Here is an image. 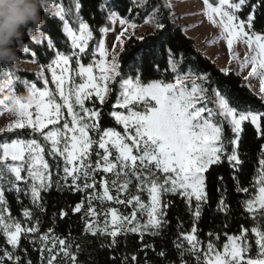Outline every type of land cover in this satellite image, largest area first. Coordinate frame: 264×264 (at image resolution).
Segmentation results:
<instances>
[{
  "label": "snow or ice",
  "instance_id": "6c2138e0",
  "mask_svg": "<svg viewBox=\"0 0 264 264\" xmlns=\"http://www.w3.org/2000/svg\"><path fill=\"white\" fill-rule=\"evenodd\" d=\"M203 7L207 20L220 29L222 38L226 40L229 63L240 61L234 51L237 41L246 45L252 53L240 61L237 70L243 69L246 64L250 65L245 79H259V99L264 101V33L255 30L257 13L264 12V0H203ZM57 8L55 14L63 18L64 8L60 5ZM109 16L115 23L117 14L110 8ZM152 22L158 30H163L162 35L167 32L166 24L162 21L161 6L154 8ZM119 25L123 30L115 36L110 60L104 40L101 39L98 46L90 50L89 41L93 39V32L88 23H82L79 25V34L72 27L66 29L71 39V55L57 52L56 59L48 65L51 79L71 117L70 123L64 121L63 130L57 128L45 136V140L51 141L49 154L54 158H63L62 175L59 163L56 165V187L72 193H84L81 201L71 207V211L81 214L86 233L105 239L110 237L107 247L113 250L118 247L120 241L117 238L121 235L138 233L141 239L145 234L161 236L169 227L167 214L172 205L171 199L163 198L176 196L182 200L192 217L190 232L180 231L182 222L178 221L173 250L181 264H187L186 257H191L195 264H242L244 254L253 247L247 242L246 233L249 231L254 234L259 258H249L246 264H264V145L261 146L259 168L252 184V189H258V194L246 195L238 201L245 216L253 223L251 229L241 228L238 236L225 232L227 242L223 244L222 253L217 251L220 235L210 230L206 248H203L204 259L201 260L203 242L199 239L196 227L205 208L213 211V214L224 215L226 219L232 212L225 198L227 185L223 175L215 177L218 198L215 209H211L205 173L216 172L227 163L234 191L237 194L250 192L249 187L240 183L243 160L238 145L245 122L254 126L258 139L264 137V111H237L231 107L229 100L215 87H211L210 74L196 69L189 75H180L178 65L183 55L177 60L171 47L165 53V71L175 76L174 82H165V79L142 82L140 73L122 78L119 62V56L125 50L122 37L128 29H135L137 25L125 18L119 19ZM29 31L32 32L31 29ZM35 39L43 44L47 38H37L35 35ZM50 46L49 43L47 48ZM161 50L165 51L162 44ZM155 55V51L149 47L140 67L146 75L155 73L164 76L165 72L160 70ZM73 60L76 76L82 81L78 85L75 84V77L69 76ZM82 60L89 62L85 65ZM221 72L225 76L230 74L228 68L221 69ZM189 80L190 87L186 83ZM117 82L119 93L109 115L123 125V135L111 128L101 127L99 121L102 113L95 105L96 100L101 105L106 103L113 93L110 85ZM70 83L75 86L69 89ZM73 96L75 104L79 106L78 112L74 111L71 102ZM31 97V101L26 103L16 101L19 119L10 125V129L27 125L36 131L47 127V124L57 123L61 105L54 102L47 88ZM85 101H92L93 107H85ZM33 106L36 109L35 119H32L30 111ZM120 109H125L127 114ZM225 125L232 134L230 137L225 136ZM90 131L97 133L98 138L90 137ZM93 145L96 147L93 148ZM112 149H115L114 159H110L113 157ZM0 150V233L6 238V244L11 246L10 249L0 247V264H34L27 249L20 247L22 236L34 251L39 252V264H78L73 243L68 238H60L52 227L44 233L40 231L42 220L39 217L45 211L41 193L53 186L51 174L48 173L49 164L41 155L44 149L34 139H16L0 144ZM9 158L19 163H8ZM109 173L112 175L110 180L104 178L97 181L98 174ZM133 179L136 181L134 185ZM130 187H134L137 193L146 191L149 203L145 204L139 194L127 195ZM98 188L103 189L102 193L97 191ZM110 188L114 194H110ZM8 192L16 194L18 203L21 202V194L29 199L31 208L24 207L23 217L32 224L31 227L22 228L21 221L8 214ZM121 194H125L124 198H121ZM94 201L100 204L113 201L125 208L131 206V211L120 214L116 208L110 207L103 212L101 226V215L94 207ZM67 215L68 212L64 210L59 213L60 218ZM145 216L146 219H143ZM224 227L227 228L226 223ZM100 246L105 247L103 243ZM144 249H153V245L145 243ZM76 251H79V245ZM156 255L167 259L164 250ZM131 261L140 264L136 255L131 256ZM122 264H129L127 256L123 258ZM144 264H149L147 258ZM169 264H175V261H169Z\"/></svg>",
  "mask_w": 264,
  "mask_h": 264
},
{
  "label": "trees",
  "instance_id": "16d2710c",
  "mask_svg": "<svg viewBox=\"0 0 264 264\" xmlns=\"http://www.w3.org/2000/svg\"><path fill=\"white\" fill-rule=\"evenodd\" d=\"M47 2L52 0H46ZM212 2V0H210ZM218 2V0H216ZM61 6L64 8L66 20L74 31L79 30V25L82 23H88L90 30L93 32V39L89 41L90 50L96 48L99 41L103 38V30L110 28V16L109 8L114 11L120 18H125L131 23L136 25H142L148 18L153 16V10L157 6H161L162 21L166 24L167 32L161 34L163 30L156 29L152 33H146L142 35V38L135 36L130 37L124 45V51L119 56V62L122 70V78L134 77L140 73L142 82H151L153 79H165V82H174L175 76L168 75L165 71L167 64L166 50L171 47L175 53V58L180 60V55H183V60L178 65V73L180 75L190 74L192 70L198 69L202 73L210 74L211 87H215L221 94L227 98L229 96V104L231 107H235L237 111H264V101H261L259 97L251 91V89L243 83V79L236 72H229L230 74L225 76L221 69L211 61L207 56L201 52L195 44L194 39L189 37L172 13L171 6L168 0H146L142 6H137L135 0H60ZM104 5V7L102 6ZM167 5L168 7H163ZM42 24L39 27L38 32L47 36L48 41L43 44H39L34 41L31 36L30 29L25 30L23 37L15 44V51L18 59L21 61H37L41 66H48L56 58L57 52H63L66 55H71L72 45L67 34L64 31V22L59 17L49 13L45 7L41 8ZM32 30V29H31ZM255 30L257 32L264 33V12L257 13V21L255 24ZM148 45L145 46V42ZM50 43V47L47 45ZM161 44L163 50H161ZM25 47L26 52L22 50ZM149 47L155 51V58L159 61V68L162 72H165L164 76H157L155 73L146 75L140 65L143 62V58L147 55ZM82 63L89 62L88 60H82ZM72 70H76L74 60L71 62ZM11 63H0V79L4 69L8 67L10 73L14 77V93L18 100L26 103L30 100V92L28 90L29 84H34L38 89H44L45 84L35 73L31 72H19L16 71ZM170 71V70H168ZM49 76V75H48ZM48 80L50 78L48 77ZM113 88V93L108 97L105 104L101 105L99 100L95 101V105L102 113V118L99 124L102 128H111L115 131L124 133L122 125L115 121L114 117L109 115L112 110V105L116 100L119 93V82L110 85ZM52 91H54L51 84ZM246 100L247 102H245ZM8 103V102H7ZM87 107H93L92 101L86 102ZM211 106V105H210ZM133 110H139L134 108ZM121 111V110H120ZM55 126H49L42 131H34L30 127L16 129L12 132L3 133L0 135V144L5 142H12L16 139L25 141L36 140L43 151V158L49 164V173L53 180V186L46 192H42L43 200L41 203L45 206V211L39 218L42 220L40 227L41 233L47 231L49 227L54 229L56 235L60 238H68L73 243V251L77 255L78 264H122V260L125 256L129 258V264H136L131 261V256L136 255L140 264H144L145 258H147L149 264H169V261H175V264H181L176 259L177 253L173 250V243L176 240L178 232V221L182 222V228L180 231L190 232L192 227V217L185 204L179 197L165 196L163 199H171L172 205L168 209L167 219L169 221V227L165 229L161 236H150L145 234L143 239L137 234H128L127 236H118L120 241L118 247L113 250L107 247L110 243V237L105 239L103 237H94L90 233L84 231V223L80 213H73L71 207L79 203L84 196V193H72L67 190L58 189L55 185L57 179V163L60 166V175L63 174V158L53 157L49 154L51 150V143L49 140H45L46 134L51 131ZM244 132L242 133L241 141L238 145V152L243 160V165L240 174V183L242 186L249 187L250 192L248 194H237L234 191L233 181L231 179V173L227 163L220 167L216 172L205 173L207 177V191L211 197L209 202L211 209H215L216 201L218 198L217 182L215 177L217 175H223L225 177L227 192L225 198L231 205V215L225 218L224 215L213 214V211L205 208L202 214V218L197 223L199 239L203 242L201 251V260L204 259L203 248H206L207 233L210 230L215 231L220 235V240L217 242V250L223 251V244L227 242L226 236L228 235H240L241 228L251 229L253 223L251 219L245 216L244 210L238 201L243 200L246 195L258 194V189H252V184L255 182L257 169L259 168V158L261 146L264 145V137L257 138V134L254 130V126L249 122H245L243 125ZM232 134L225 125V136L230 137ZM93 139L98 138L97 133L91 132ZM96 145H93L95 148ZM93 163H95V154L92 156ZM216 166H213L215 168ZM112 178L109 174H98L97 181L101 179ZM136 181L133 179V185ZM110 187V185H109ZM97 191H103L102 188H98ZM112 194L114 190L110 188ZM141 195V199L144 202L148 201V193H137L134 187H130L127 195ZM6 199L9 204L10 214L12 217L22 222L24 228L31 227L26 219L23 217L24 207L31 208L30 201L25 198L23 194L20 195V201L17 202L16 194L14 192L6 193ZM94 207L97 208L101 215V221H103V212L110 207H114L117 210H122L124 207L117 205L114 202L105 201L100 204L98 201H94ZM126 209V213L131 211L129 206ZM61 210L67 211L68 215L64 218H60L59 213ZM54 214L55 217H54ZM39 215V213H37ZM55 219V223L53 220ZM227 224V228L224 224ZM30 235V234H29ZM248 236V243L251 244L252 250L245 253L244 258H259L258 250L255 246L254 234L250 231L246 233ZM101 243L105 247H101ZM151 244L153 249H143V245ZM79 245V251H76V246ZM0 247L11 248L6 244V238L0 233ZM21 249H27L28 254L34 264H39V252L34 251L32 245L23 236L21 238ZM167 252V259L158 258L156 253L160 251ZM22 254V253H21ZM187 264H195L191 257L185 258ZM246 264V263H245Z\"/></svg>",
  "mask_w": 264,
  "mask_h": 264
},
{
  "label": "rangeland",
  "instance_id": "374dc122",
  "mask_svg": "<svg viewBox=\"0 0 264 264\" xmlns=\"http://www.w3.org/2000/svg\"><path fill=\"white\" fill-rule=\"evenodd\" d=\"M145 1L146 0H135L137 6H142L145 3ZM168 2L171 6L172 13L175 16L176 21L180 25L183 26L185 33L189 37L194 39L196 47L201 52H203V54L205 56H207L211 61H213L211 58H214L215 61L218 62V64L220 65V67H219L220 69L228 68L229 72L233 71V72L238 73V75H240L242 77L243 83L246 86H248L251 89V91H253L259 97L260 96L259 79L256 77H249V79H247V80L245 79V76H247L248 71H250V65L246 64L243 67V69L237 70L240 61H242L246 55H251L252 53L247 49L246 45H244L240 41H237L234 44V51L240 57V61L233 60L231 63H229V55L227 52L226 40H224L222 38L220 29L213 26L207 20V17L204 15L203 0H168ZM45 4H46L45 9L49 13H51L52 15L57 16L55 13L58 10L57 5L61 6L60 0H52L49 2L46 1ZM152 17L153 16L148 18L142 25H137V27L135 29H128L127 32L125 33L124 37H122L124 39V41L126 42L132 36L140 38V37H142L143 34L154 32L157 28H156L155 24L152 22ZM60 19L63 20V22H64V31L67 34L66 29L68 27H71V26H70L69 22L66 20L65 13H64V17L63 18L60 17ZM119 19H120V17L117 15L116 16V22L113 23L111 16H110V28L103 30L102 40L105 41V46L109 52V57H108L109 60L111 58L112 45L114 43L115 36L119 35L120 32L123 30L122 26L119 25ZM76 32H77V34H79V30ZM35 41L37 43H39V41H37V40H35ZM70 41H71V39H70ZM39 44H41V43H39ZM22 50L24 52H26L24 48H22ZM97 59H99L98 54H97ZM15 64L17 65L18 69H19V67H21L22 70H24V72L35 73L39 78H41V80L44 82V84H45V80L48 81V83L45 84V88H47V90L51 93V98L54 100V102L56 104L61 105V110H60V118L58 119L57 123L56 124H47V127L52 126V125L55 126L51 131H53L57 128H60L61 130H63L64 121L67 120L70 123L71 117L69 116V114L67 112V107L64 105V101L61 98L59 91H57V89H56L55 83L51 79V72L48 70V66H45V67L41 66L37 63V61H29L26 64H23V62L22 63L16 62ZM15 64H12L13 68H14ZM76 71H77V69L72 70V67H71V70L69 72V76L75 77V84L78 85L82 81L78 76H76ZM94 74H96V73H94ZM187 75H189V74H187ZM48 77L50 78L51 81L48 80ZM14 81H15V79L12 76V74L10 73V69L8 67H6L4 69L2 79H0V135L3 133L15 131L16 129H20V128L10 129V125L14 124L19 119L18 115L16 114L15 103L18 100V98L16 97V95L14 93ZM186 83H188L189 87H190V80ZM51 84L53 86L54 91H52ZM74 86L75 85L70 83L68 85V88L70 89L71 87H74ZM28 90L30 92V95H34V94H37L39 91H42L43 89H38L34 84H29ZM31 99H32V97L30 96L29 101H31ZM226 99H229V96H227ZM244 101L247 102L246 100H244ZM46 102H47V98H46ZM71 102L73 103L74 111L78 112L79 106L75 104L74 96L72 97ZM86 102L87 101H85V107H87ZM21 103H23V102H21ZM120 110H121V112H124V114H127V111L125 109H120ZM30 111L33 114L32 119H35V114H36L35 107L33 106L30 109ZM45 123H47V122L45 121ZM25 127H30L33 129L32 126L26 125ZM47 127L43 128V129H37V131H42V130L46 129ZM122 127H123V125H122ZM89 135L91 137V131L89 132ZM49 142L51 143L50 140H49ZM112 151H113V157H110V159H114L115 149H112ZM0 155H2V150H0ZM41 155L43 156V153ZM26 156H27V153H26ZM8 163H19V162H12L9 158ZM48 173H49V169H48ZM24 174H26V173H24ZM110 194H112L111 191H110ZM124 195L125 194H121V198H124ZM108 202H113V201H108ZM144 203L145 204L149 203V198H148V201L144 202ZM124 208L122 210H117L118 213L127 214L126 213L127 211ZM8 214H10V212ZM143 219H146V216ZM109 221H110V216H109ZM21 225H22V228H24L22 222H21ZM102 225H103V221H101V226ZM246 261L247 260L244 258V260L242 261V264H245Z\"/></svg>",
  "mask_w": 264,
  "mask_h": 264
},
{
  "label": "clouds",
  "instance_id": "9594fccd",
  "mask_svg": "<svg viewBox=\"0 0 264 264\" xmlns=\"http://www.w3.org/2000/svg\"><path fill=\"white\" fill-rule=\"evenodd\" d=\"M46 0H0V63L15 64V44L26 29L38 30Z\"/></svg>",
  "mask_w": 264,
  "mask_h": 264
},
{
  "label": "crops",
  "instance_id": "0c3cea01",
  "mask_svg": "<svg viewBox=\"0 0 264 264\" xmlns=\"http://www.w3.org/2000/svg\"><path fill=\"white\" fill-rule=\"evenodd\" d=\"M59 18H60V16H58ZM35 35L38 37V38H42V37H46L47 38V36H45L43 33H41V32H38V31H33L32 30V32H31V36H32V38L34 39V41L36 40L35 39ZM45 41H48V38L45 40ZM36 42V41H35ZM40 43V42H39ZM24 49H25V51H27V49L25 48V47H23ZM217 65H218V67H220V65L218 64V62H216L215 61V59L214 58H211ZM17 62H23V64H26L27 62H29V61H21V60H17ZM14 68L17 70V71H19V72H24V70H22V68L21 67H19V69L17 68V65L15 64L14 65Z\"/></svg>",
  "mask_w": 264,
  "mask_h": 264
}]
</instances>
